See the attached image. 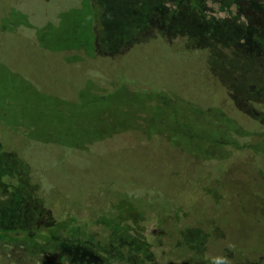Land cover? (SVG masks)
Listing matches in <instances>:
<instances>
[{
  "label": "rangeland",
  "instance_id": "1",
  "mask_svg": "<svg viewBox=\"0 0 264 264\" xmlns=\"http://www.w3.org/2000/svg\"><path fill=\"white\" fill-rule=\"evenodd\" d=\"M117 1L0 0V15L8 11L0 28L21 31L0 37V120H22L42 143L30 148L0 124V230L60 241L44 246L55 255L38 253L29 264H264V124L244 114H264V41L242 62L249 84L259 86L257 104L235 107L225 90L231 114L208 97L198 101L195 74L183 68L164 74L167 91L148 93L126 84L145 74L115 49L126 42L116 39L125 23L112 7ZM220 1L158 0L145 33L153 23L162 27L166 7L168 27L180 26L179 34L205 31L224 43ZM201 13L216 24L204 26ZM233 29L236 37L246 33ZM90 44L103 51L90 49L103 61L95 73L100 82V74L110 78L107 87L86 76L94 67L69 63V50L84 53ZM219 63L218 75L227 76L224 58ZM204 68L209 75L211 63ZM18 245L6 252L28 264Z\"/></svg>",
  "mask_w": 264,
  "mask_h": 264
},
{
  "label": "trees",
  "instance_id": "2",
  "mask_svg": "<svg viewBox=\"0 0 264 264\" xmlns=\"http://www.w3.org/2000/svg\"><path fill=\"white\" fill-rule=\"evenodd\" d=\"M159 3L161 2H158V0H152V2H150V0H119L112 6L115 8V14L124 16L125 19V23L121 22L124 24L121 30L122 33L118 34L116 39H125L124 41L126 42L125 44H120L117 47V44L114 45L116 47L115 49H125L127 52V58L125 61L129 60V57L131 56L135 59L136 64H139V66L140 64L144 65V70L142 71H139V66L137 67L138 74H145V77L142 78L141 81L140 76L136 75V79L133 78L132 80H129L127 83H125L134 87L135 85H138L139 87H146V92L148 93L151 91H156V93L159 91L165 92L167 91V88L162 87V77L165 79L168 77L164 74L170 70H180V68H183L185 70H191L195 74L193 76L194 80H191V83L196 84V87L200 88L196 91L198 101H200V99L203 97H208L211 101V105L217 107L221 106L224 110L230 113L231 110H233L232 106L226 105V99H223L224 96H226L224 95L225 90L231 101H236L238 103V105H234L235 107L239 105L248 106L251 104H257V101L260 99V96L257 95L259 86L254 82L249 84V81L244 74L246 70L242 62L244 60L249 61V58L256 57V49L253 47V45L264 41V25H262L260 28H258L257 25L258 19L264 17V0H224V3L220 1V4L224 6V10L220 9L219 11L221 13L224 12V32H227V34H224V43L212 40V38H209L210 33L205 31H199L197 34H191L188 31L186 34H179L180 26L171 28L168 27L169 20L167 17L171 12L166 10V7L163 8L164 12L161 13L162 15L167 16L165 19H162V27L158 28L156 24L153 23L154 30L151 34H146L145 32L148 31V26L150 25L151 27L152 21L156 18V5ZM193 3L192 9L196 10L198 3L196 1ZM7 12L8 11L4 10V15H0V20L3 19V17L7 18ZM201 16L203 18L202 20L200 19L199 22L204 26H207L208 24L211 25L208 22L216 24V21L213 19L216 17L215 15L207 16L201 13ZM149 17H152L151 21ZM180 25L185 27V24L183 23ZM236 27L244 29L246 33L238 37L234 36L231 34V32L234 30L233 28ZM10 28L11 27L6 25L3 28H0V37L2 36L4 39V36L8 38V35H14L21 32L17 28ZM175 30L177 31L176 38H174L176 35ZM167 31L173 32L171 36L168 35ZM146 40H149V42H146ZM131 43L135 44L133 51L129 49V45ZM146 43H148L147 46H145ZM5 44H7V39ZM90 45L91 46L89 48L86 47L82 49L84 53H81L76 49L69 50H75V52H68L67 54L69 57H72L70 58L69 63L71 62L72 64H77L79 67L82 64H88L90 68L94 67V69H92L94 71L91 70L89 73L90 75L86 76H88V79L97 83L99 86L103 88L107 87L108 83L111 82L110 78L104 74H100L102 78L100 82V78H96L99 75V72L95 73V67H97L98 61H103L95 58L90 49H93L94 51L96 50L98 52L103 51L102 49L99 50L97 47H94L93 44ZM2 49L3 47L1 46L0 39V55L3 52ZM116 50L112 52L115 53ZM142 57H145L144 62L139 60V58ZM223 58L224 75L226 73L227 76H220L218 75L217 71L218 64L220 65L219 62H222ZM210 63L212 65L210 74L204 75V67L210 66ZM125 65L127 66L128 63H125ZM158 71H162V74L160 75ZM213 71L216 73L212 74ZM106 78L108 80H106ZM177 80L178 76H176L174 80H170V82L171 84H175ZM205 80L209 82L208 87L204 85ZM182 84L183 87H188L189 85L188 81H186V84L183 82ZM197 100L195 102H197ZM222 101H224V105L222 104ZM261 107L262 105H259L258 110L261 109ZM262 110L264 111V108H262ZM244 114L250 117V119H257L256 122H259L261 125L264 124V114H262L261 119L255 118L254 114L251 112H245ZM2 122L3 120H0V124L7 127L11 131H19V133L28 140V143L30 142V145H28L30 148L40 146L42 144L37 140L36 135L33 132L34 127L24 125L22 120V124L18 122L15 125L8 123L5 124ZM154 133L157 135L159 134L157 132ZM1 146L2 145L0 143V152H2ZM19 171L21 173L25 172L23 169ZM59 173L60 171L57 172V174H55L53 177L55 182L61 181L63 177V174L59 176ZM70 224L71 223H68L69 227ZM42 230L44 231V229H41V231ZM13 241L19 244L18 253L20 252L21 256L23 257L21 262L26 263L29 261L32 263L34 256L38 255V253L41 255L44 253L45 256L50 258L52 254L55 255V253H52L51 250H43L44 246L50 243L54 245L60 244V241H47L46 239H43V237L42 239L40 237L38 241H31V239L28 237H12L5 230H0V264L19 263L14 259V253L12 254L11 252H6ZM20 244L25 245L26 250H23V247H19ZM41 246L42 248H40ZM165 261L166 259L157 264H168V262ZM88 262L89 257H87L86 263ZM51 264L57 263L51 262Z\"/></svg>",
  "mask_w": 264,
  "mask_h": 264
}]
</instances>
